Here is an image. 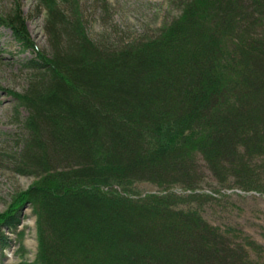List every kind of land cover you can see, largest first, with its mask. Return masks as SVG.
Masks as SVG:
<instances>
[{
	"label": "trees",
	"instance_id": "1",
	"mask_svg": "<svg viewBox=\"0 0 264 264\" xmlns=\"http://www.w3.org/2000/svg\"><path fill=\"white\" fill-rule=\"evenodd\" d=\"M37 2L53 54L20 3L0 14L35 53L28 89L0 94L28 109L13 161L38 177L20 197L39 212L41 264H264L247 234L169 190L212 177L264 191V0H187L118 47L87 34L79 0ZM137 181L167 190L132 197Z\"/></svg>",
	"mask_w": 264,
	"mask_h": 264
},
{
	"label": "rangeland",
	"instance_id": "2",
	"mask_svg": "<svg viewBox=\"0 0 264 264\" xmlns=\"http://www.w3.org/2000/svg\"><path fill=\"white\" fill-rule=\"evenodd\" d=\"M38 0H0V14H8L15 5L21 4L26 17L29 34L35 44L52 55L45 28V7ZM187 0H79L87 34L97 44L118 47L137 39H145L183 12ZM70 12L69 3L63 4ZM35 53L23 49L15 39L11 28L0 25V86L25 91L31 83L28 59ZM28 109L18 105L16 98L7 92L0 94V264H41L40 220L32 200L20 197L38 178L34 174L18 172L14 154L23 147L24 127L22 119ZM132 197L166 191L149 181H137ZM107 188V186H105ZM90 188L86 187L88 192ZM169 190L201 210L203 217L222 229L233 228L243 236L247 234L262 250L264 261V191L236 184H220L208 178L197 189L180 184ZM207 194L206 202L190 200L193 194ZM129 195V194H128ZM25 197V196H24ZM202 199V198H200ZM21 200V203H20ZM23 201V202H22ZM12 217L11 222L8 218Z\"/></svg>",
	"mask_w": 264,
	"mask_h": 264
}]
</instances>
